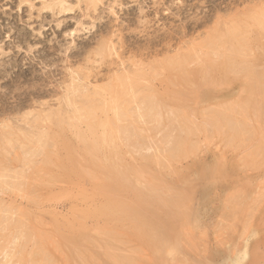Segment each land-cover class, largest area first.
<instances>
[{
    "label": "rangeland",
    "instance_id": "1",
    "mask_svg": "<svg viewBox=\"0 0 264 264\" xmlns=\"http://www.w3.org/2000/svg\"><path fill=\"white\" fill-rule=\"evenodd\" d=\"M263 29L264 0H0V264H264Z\"/></svg>",
    "mask_w": 264,
    "mask_h": 264
},
{
    "label": "bare ground",
    "instance_id": "2",
    "mask_svg": "<svg viewBox=\"0 0 264 264\" xmlns=\"http://www.w3.org/2000/svg\"><path fill=\"white\" fill-rule=\"evenodd\" d=\"M58 4H59V3H58ZM32 6H33V5H32ZM53 9H54V8H53ZM65 10H68V9H65ZM72 10H73V9H72ZM70 11H71V10H70ZM52 12H53V11H52ZM66 12H67V11H66ZM52 14H53V13H52ZM54 14H55V13H54ZM66 14H67V13H66ZM261 18H262V17H261ZM257 20H259V19H257ZM260 30H261V29H260ZM263 30H264V29H263ZM219 31H220V30H219ZM232 31H233V30H232ZM233 33H234V32H233ZM234 34H235V33H234ZM217 36H218V35H217ZM225 36H226V35H225ZM219 39H220V38H219ZM227 39L230 41V39L228 38V36H227ZM225 40H226V39H225ZM226 41H227V40H226ZM226 41H224V43H226ZM231 41H232V42L230 43V45L234 42V41H233V38L231 39ZM247 41H248V40H247ZM210 43H211V42H210ZM220 43H221V45H222V42H220ZM220 43H219V46H220ZM234 43H235V42H234ZM234 43H233V45H231V46H234ZM242 43H243V40H242ZM248 43L250 44V42H248ZM248 43H246V44L248 45ZM252 43H253V42H252ZM226 45H227V44H226ZM226 45L224 44V47H225ZM247 45H246V46H247ZM239 46H240V45H239ZM248 46H249V45H248ZM244 47H245V45H244ZM228 48H229V46H228ZM228 48H227V50H228ZM232 48H233V47H232ZM235 48H236V47H235ZM235 48H233V49H234L233 51H235ZM259 48H260V47H259ZM222 49H223V48H222ZM229 49H230V51H231V48H229ZM248 49H250V48H248ZM224 51H225V50H224ZM224 51H223V52H224ZM224 53H225V52H224ZM230 53H232V52H230ZM235 54H236V53H235ZM241 54H242V53H241ZM232 55H233V54H232ZM233 56H234V55H233ZM250 56H251V55H250ZM251 57H252V56H251ZM226 58H227V57H225V59H226ZM246 58H247V57H246ZM225 59H224V60H225ZM230 59H231V58H230ZM226 60H228V59H226ZM226 60H225V61H226ZM260 60H261V59H260ZM221 62H222V61H221ZM231 62H234V61H231ZM225 63H226V62H224V63L221 65V68H223V71L226 70V69H228V65H226L227 63H226V64H225ZM252 64H253V63H252ZM229 66H230V65H229ZM243 67H244V66H243ZM212 68H213V67H212ZM229 68H231V67H229ZM242 69H243V68H242ZM212 70H213V69H212ZM208 71H209V70H208ZM202 72H203V71H202ZM213 72H214V71H213ZM244 72H245V71H244ZM183 73H184V72H183ZM183 73H181V74H183ZM204 73H205V72H204ZM206 73H207V72H206ZM232 73H233V72H232ZM186 74H187V75L189 74L188 76H190V73H187V72H186ZM192 74H193V73H192ZM192 74H191V75H192ZM249 74H250V73H249ZM195 75H196V74H195ZM198 75H199V74H198ZM252 75H253V74H252ZM188 76H187V77H188ZM193 76H194V75H193ZM193 76H190V78H191V77L193 78ZM184 77H186V76H184ZM254 77H255V76H254ZM254 77H253V78H254ZM190 78H189V79H190ZM192 78H191V79H192ZM195 78H196V79L198 78L197 75H196ZM247 78H248V77H247ZM187 79H188V78H187ZM251 79H252V78H251ZM192 80H193V79H192ZM192 80H191V81H190V80H187V81H189L190 83H192V82H193ZM252 80H253V79H252ZM256 80H257V79H256ZM261 80H262V79H261ZM196 81H198V82L201 83V80L199 81V78H198ZM203 81H204V79H203ZM248 81H250V80H248ZM254 81H255V80H254ZM132 83H133V82H132ZM247 83H249V82H247ZM121 84H122V83H121ZM193 84H194V83H193ZM255 84H256V83H255ZM255 84H252V83L248 84V86H247V88H246L247 91H248V88H249V87H250V88H253V89L256 88L255 86H257V85H255ZM131 85H132V84H131ZM190 85H191V84H190ZM196 85H198V84H196ZM134 86H135V85H134ZM185 86H186V84H185ZM194 86H195V84H194ZM202 86H203V85H202ZM207 86H208V85H207ZM129 87H130V86H129ZM192 87H193V86H192ZM195 87H196V86H195ZM200 87H201V86H200ZM132 88H133V85H132ZM203 88H204V87H203ZM208 88H209V87H208ZM208 88H207V89H208ZM243 88H244V87H243ZM259 88H260V87H258V90H259ZM123 89H124V88H123ZM123 89H122V90H123ZM133 89H134V88H133ZM135 89H136V88H135ZM193 89H194V87H193ZM193 89H192V91H193ZM198 89H199V88H198ZM198 89L196 88V93L198 92V91H197ZM204 89H205V88H204ZM200 90H202V88H201ZM200 90H199V92H200ZM254 90H257V88L254 89ZM254 90H253V93H251L252 90H250L251 92H247V93H251V94H250L251 96H250V98H248V100L251 99L252 94L255 95V96H256V94H257V95L259 94V93H257L258 90H257L256 92H254ZM188 91H189V90H188ZM203 91H204V90H203ZM259 91H260V90H259ZM116 92H117V90H116ZM245 92H246V90H245ZM147 93H148V92H147ZM149 93H150V92H149ZM254 93H255V94H254ZM260 93H262V92H260ZM78 94H79V93H78ZM127 94H128V93H127ZM152 94H153V93H152ZM244 94H245V93H244ZM119 95H120V94H119ZM153 95H154V94H153ZM153 95H151V96H153ZM196 95H197V94H196ZM196 95H195V97H196ZM259 95H260V94H259ZM116 96H117V95H116ZM157 96H158V95H157ZM193 96H194V94H193ZM193 96H192V97H193ZM246 96H247V95H246ZM246 96H245V97H246ZM248 96H249V94H248ZM262 96H263V98H264V92H263ZM122 97H123V95H122ZM122 97H121V101H122V99H124V97H123V98H122ZM154 97H155V96H154ZM260 97H261V96H260ZM88 98H89V97H88ZM117 98H118V97H117ZM252 98H253V97H252ZM244 99H246V98H244ZM244 99H243V100H244ZM257 99H258V98H257ZM116 100H117V99H116ZM260 100H262V99H260ZM75 101H77V100H75ZM146 101H147V100H146ZM255 101H256V99L253 101V104H254V103L256 104ZM263 101H264V100H263ZM122 102H123V101H122ZM125 102H126V101H125ZM147 102H148V101H147ZM159 102H160V101H159ZM250 102H252V101H250ZM250 102H248V101L246 100V103H245V104L249 103V106H248V107H245V109H239V111L241 110L240 112H242V114L244 115V117H248V116L250 115V114H248V113H249V110H250V108H251V104H250ZM115 103H117V102H115ZM155 103H156V101H155ZM236 103H237V101H236ZM236 103H235V105H236ZM261 103H262V101H261ZM118 104H119V102H118ZM120 104H121V102H120ZM228 104H229V102H228ZM231 104H232V103H231ZM231 104H230V107H231ZM239 104H240V103H239ZM263 104H264V103H262V105H263ZM157 105H158V104H157ZM157 105H156V106H157ZM235 105H234V106H235ZM149 106H150V104H149ZM238 106H239V105H238ZM242 106H243V105H242ZM252 106H253V105H252ZM256 106H257V104L255 105V107H256ZM259 106H261V104H259ZM88 107H90V106L88 105ZM163 107H164V106H163ZM183 107H185V106L183 105L182 108H183ZM228 107H229V105H228ZM230 107H229V108H230ZM169 108H170V107H169ZM229 108L226 109V113L230 112V110H231V111H233L234 114H235L236 109L233 110L234 107H232V108H230V109H229ZM240 108H241V107H240ZM258 108H259V107H258ZM147 109H148V108H147ZM165 109H166V108H165ZM228 109H229V111H227ZM256 109H257V108H256ZM156 110H158V108H157ZM159 110H161V109H159ZM167 110H168V109H167ZM175 110H176V109H175ZM184 110H185V109H184ZM242 110H244V111H242ZM252 110H253V112H254V109H252ZM258 110H259V109H257L256 111H258ZM84 111H86V110L84 109ZM88 111H89V109H88ZM237 111H238V110H237ZM256 111H255V113H256ZM186 112H187V111H186ZM240 112H238V113H239V117H240V115H242V114H240ZM263 112H264V111H263ZM158 113H159V112H158ZM181 113H182L181 116H183V117H188V116H184L183 112H181ZM192 113H193V112H192ZM214 113H215V112H214ZM214 113H213V114H214ZM231 113H232V112H231ZM238 113L235 114V115H238ZM257 113H258V112H257ZM257 113H256V114H252V115H255V116L257 117L258 115L261 114V112L258 113V114H257ZM87 114H88V113H87ZM146 114H147V113H146ZM154 114H155V113H154ZM213 114H212V117H213ZM220 114H221V113H220ZM222 114H223V112H222ZM229 114H230V113H229ZM234 114L232 113L231 115L234 116ZM159 115H160V114H158V116H159ZM185 115H186V114H185ZM154 116H155V115H154ZM179 116H180V115H179ZM209 116L211 117V115H209ZM214 116H215V115H214ZM233 116H232V117H233ZM255 116H253V119H252V117L250 116L252 122H253V120H254V122L257 120V119H254ZM219 117H220V116H219ZM234 117H235V116H234ZM256 117H255V118H256ZM261 117H262V116H261ZM148 118H149V117H148ZM156 118L158 119L159 117H156ZM180 118H182V117H180ZM216 118H218V117L216 116ZM225 118H226V117H225ZM229 118H231V117H229ZM241 118H242V117H241ZM263 118H264V115H263ZM263 118H262V119H263ZM92 119H93V117H92ZM159 119H160V118H159ZM161 119H162V118H161ZM165 119H166V118H165ZM189 119H191V118H189ZM222 119H224V118H222ZM227 119H228V118H227ZM235 119H239L238 121H240V118H238V117H235ZM235 119H234V120H235ZM242 119H245V118H242ZM166 120H167V119H166ZM186 120H187V119H186ZM178 121H179V120H178ZM211 121H212V120H211ZM220 121H221V119H220ZM222 121H223V120H222ZM228 121H229V120H228ZM246 121H249V122H250V120H248V119H247V120L245 119V121L243 120L242 122L245 124ZM185 122H186V121H185ZM185 122H183V123H185ZM216 122H218V121H216ZM249 122H247V126L251 123V122H250V123H249ZM261 122H264V120L261 121ZM181 123H182V122H181ZM188 123H189V122H188ZM207 123H208V122H207ZM219 123H220V122H219ZM223 123H224V122H223ZM226 123H227V122H226ZM237 123H238V122H237ZM239 123H240V122H239ZM177 124H178V123H177ZM244 124H243V125H244ZM255 124L257 125V124H261V123H260L259 120H258ZM175 125H176V124H175ZM179 125H180V124H179ZM191 125H192V124H191ZM221 125H222V124H221ZM169 126H170V125H169ZM184 126H185V124H184ZM184 126H183V127H184ZM192 126H193V125H192ZM254 126H255V125H254ZM258 126H259V127H258ZM263 126H264V125H263ZM195 127H196V126H195ZM195 127H194V128H195ZM210 127H211V126H210ZM212 127H214V125H213ZM242 127H243V126H242ZM242 127H241L240 129H242ZM245 127H246V124H245V126H244L243 128L246 129ZM248 127L250 128L251 126H248ZM248 127H247L246 131H247V130H250ZM252 127H253V126H252ZM252 127H251V128H252ZM257 127H258L257 129L260 128V130H259L260 132L258 131V132H257V135H258V133H259V136L261 137V135H263V133H264V132H263V131H264V128H263L262 126H260V125H257ZM261 127H262V128H261ZM119 128H120V127H119ZM192 128H193V127H192ZM217 128H218V127H217ZM238 128H239V127H238ZM253 128H254V129H252V130L255 132V131H256V130H255V127H253ZM212 129H214V128H212ZM228 129H230V127H229ZM244 129H243V130H244ZM180 130H181V129H180ZM192 130H194V129H192ZM204 130H205V128H204ZM222 130H223V129H222ZM252 130H251V132H252ZM262 130H263V131H262ZM184 131H185V130H184ZM189 131H190V130H189ZM223 131H224V130H223ZM226 131H227V130H226ZM106 132H107V131H106ZM212 132H213V131H212ZM247 132H248V131H247ZM251 132L249 131V134L247 133L248 137H249V135L251 134V135H252V136L250 135L251 137H254V136H255L254 138H256L257 135H254V132H253V134H252ZM261 132H263V133L260 134ZM89 133L91 134L92 131H91V132L89 131ZM128 133H129V132H128ZM191 133H192V132H191ZM216 133H218V131H217ZM226 133H227V132H226ZM236 133H237V132H236ZM90 134H89V136H90ZM238 134H240V132H239ZM241 134H242V133H241ZM241 134H240V135H241ZM243 134H246V133L243 132ZM255 134H256V133H255ZM91 135H93V134H91ZM212 135H213V134H212ZM233 135H234V133H233ZM233 135H232V136H233ZM247 135H244V136H247ZM253 135H254V136H253ZM55 136H56V135H55ZM80 136H81V135H80ZM80 136H78V137H80ZM94 136H95V135H94ZM94 136H93V137H94ZM104 136H105V135H104ZM181 136H182V135H181ZM224 136H225V135H224ZM229 136H230V135H229ZM237 136H239V135H237ZM259 136H258V138H259ZM263 136H264V135H263ZM53 137H54V136H53ZM58 137H59V136H58ZM87 137H88V136H87ZM87 137L85 136V139H86V140H88V139L91 138L92 136H91V137H88V138H87ZM93 137H92V138H93ZM97 137H98V139H99V136H97ZM225 137H226V136H225ZM230 137H231V136H230ZM251 137H250V141H251L252 139H254V138H251ZM81 138H83V135H82L79 139H81ZM188 138H189V137H188ZM245 138H246L247 140H249V138H247V137H245ZM245 138H243L242 140H243V141L245 140V143H246V139H245ZM258 138H257L256 140H258ZM262 138H263V137H262ZM262 138H261V139H262ZM52 139H53V138H52ZM190 139H191V138H190ZM217 139H219V138H217ZM226 139H227V138H226ZM239 139H241V138H239ZM261 139L259 138V141H260ZM17 140H18V138H17ZM21 140H22V139H21ZM94 140L96 141V136L94 137ZM99 140H100V139H99ZM99 140H98V142H99ZM184 140H185V139H184ZM256 140H255V141L253 140V141H251V142H253V143H257V144H256V147H257V145L260 146L259 141L256 142ZM23 141H24V140H23ZM50 141H51V140H50ZM52 141H53V140H52ZM54 141H55V140H54ZM54 141H53V142H54ZM83 141H84V140L82 139V141H80V142H83ZM190 141H192V140H190ZM57 142H58V141H57ZM180 142H181V141H180ZM248 142H249V141H248ZM260 142H261V141H260ZM46 143H47V142H46ZM58 143H59V142H58ZM84 143H86L85 147L87 148V147H88L87 145H88L89 143H91V142H89V141H84ZM93 143H94V142H93ZM93 143H92V145H93L92 148L95 147V149H98L99 146L96 148L97 145H95V144H93ZM240 143H241V142H240ZM242 143H243V142H242ZM245 143H244V144H245ZM258 143H259V144H258ZM263 143H264V140H262V145H263ZM97 144H98V143H97ZM99 144H100V143H99ZM182 144H185V143L182 142ZM231 144H232V143H231ZM53 145H54V144H53ZM82 145H84V144L82 143L81 146H82ZM89 145H90V144H89ZM94 145H95V146H94ZM193 145H194V144H193ZM49 146H50V145H49ZM67 146H69V148H70V147L72 148V145L70 146V145L68 144ZM100 146H101V145H100ZM185 146H187V145L185 144ZM185 146H184V145H181V147H183V149L185 148ZM52 147H53V146H52ZM75 147H76V146H75ZM79 148H82V149H83L84 147H79ZM90 148H91V147H90ZM92 148L90 149V151L93 153L95 149L93 150ZM47 149H48V148H47ZM72 149H74V151H77V150H78V148H77V149H76V148H72ZM82 149H81V151L78 150V151H80V152H78V151H77V152H78V153H81V152L84 150V149H83V150H82ZM254 149H255V148H254ZM254 149H253V150H254ZM256 149L258 150V149H260V148L257 147ZM9 150H10V149H9ZM53 150H54V149H53ZM55 150L57 151L56 147H55ZM92 150H93V151H92ZM180 150H181V149H180ZM185 150L188 151V148H185ZM257 150L255 151V153H257ZM45 151H46V150H45ZM86 151H89V150H86ZM86 151H85V152L83 151V153H86ZM90 151L88 152V154H90L89 156H92ZM178 151H179V150H178ZM178 151H177V152H178ZM191 151H192V149H191ZM259 151H260V150H259ZM262 151H264V148H263V147H262ZM262 151H261L260 153H262ZM71 152L73 153V155H77V154H74V152H73L72 150H71ZM171 152H172V151H171ZM49 153H50V152H49ZM57 153H58V152H57ZM68 153H69V151H68ZM72 153H69V155L71 156V158L73 157V155H71ZM178 153H179V152H178ZM183 153H184V152H183ZM50 154H51V153H50ZM50 154H49V157L51 156ZM88 154H86V155H84V156L87 157ZM251 154L254 155L253 152H252ZM257 154H258V153H257ZM47 155H48V154H47ZM170 155H171V154H170ZM173 155L175 156V154H173ZM263 155H264V154H263ZM263 155H261V157H264ZM67 156H68V155H67ZM89 156H88V157H89ZM254 156H255V155H254ZM254 156H253V157H254ZM257 156L260 157L259 155H257ZM2 157H3V156H2ZM75 157H76V156H75ZM80 157H81V156H80ZM93 157H94V156H93ZM93 157H90L91 160H92ZM255 157H256V156H255ZM50 158H51V157H50ZM55 158H56V157H55ZM68 158H69V156H68ZM71 158H70V159H71ZM76 158H78V156H77ZM76 158H74L73 161H70V159H68V160L66 159V160H67L66 165H67V163H69V162L75 164ZM82 158H83V157H81L79 160H80V161L84 160V158H83V159H82ZM90 158H89L88 162L90 161ZM94 158H95V157H94ZM94 158H93V159H94ZM178 158H179V157H178ZM182 158H183V157H182ZM182 158H181V159H182ZM186 158H187V157H186ZM189 158H190V157H189ZM43 159H44V157H43ZM43 159H42V160H43ZM56 159H57V158H56ZM87 159H88V158H87ZM95 159H97V158H95ZM95 159H94L93 161L97 162ZM259 159H260V158H259ZM259 159H258V160H259ZM263 159H264V158L260 159L262 163H264V162L262 161ZM44 160H45V159H44ZM77 160H78V159H77ZM79 160H78V161H79ZM85 160H86V158H85ZM85 160H84V161H85ZM97 160H98V159H97ZM179 160H180V159H179ZM251 160H252V161H251ZM60 161H61V159H60ZM62 161H64V160H62ZM175 161H176V160H175ZM247 161H248V160H247ZM247 161H246V162H247ZM255 161H256V159H254V161H253V158H251L249 162H250V163L253 162L252 164H254ZM56 162H57V161H56ZM82 162H83V161H82ZM86 162H87V161H86ZM261 162H260V163H261ZM48 163H49V162H48ZM54 163H55V160H54ZM61 163H64V162H61ZM79 163H80V162H79ZM102 163H103V162H102ZM154 163H155V162H154ZM175 163H176V162H175ZM55 164H56V163H55ZM58 164H59V163H58ZM86 164H88V163H86ZM90 164H91V162H90L88 165H90ZM92 164H94V162H92ZM60 165H61V164H60ZM245 165L247 166V163H246ZM250 165H251V164H250ZM261 165H262V164H261ZM48 166H49V165H48ZM56 166H57V165H56ZM63 166H64V165H63ZM63 166H61V167H63ZM75 166H76L77 169H79V171H80V167H78V166H79L78 163H77ZM91 166H92V165H91ZM96 166H97V165H96ZM50 167L53 168L54 170L57 168V167L54 168V166H53V167L50 166ZM58 167H60V166H58ZM71 167H73V164H72ZM76 167H75V168H76ZM222 167H223V166H222ZM248 167H249V166H248ZM255 167H257V166H255ZM48 168H49V167H47V169H48ZM67 168H68V170L70 169L69 167H67ZM67 168H66L65 170H67ZM89 168H90V166H89ZM92 168H94V167H92ZM209 168H210V167H209ZM219 168H220V167H219ZM223 168H224V167H223ZM42 169H44V167H43ZM45 169H46V168H45ZM49 169H50V168H49ZM58 169H59V168H58ZM102 169H103V168H101V171H103ZM212 169H213V168H212ZM56 170H57V169H56ZM56 170H55V171H56ZM72 170H73V169H72ZM83 170H85V169H83ZM209 170H210V169H209ZM89 171H90V169H89ZM95 171H96V169H95ZM220 171H221V170H219V172H220ZM47 172H49V170L46 171V173H47ZM75 172H78V171H75ZM215 172H216V173L218 172V168H217V170H216ZM52 173H53L54 175L52 174L53 176H51V177H54V176L56 177L55 172L52 171ZM63 173H64V172H63ZM70 173H71V172H70ZM70 173H69V175H70ZM89 173H90L89 176H90L92 173L95 174L94 172H89ZM204 173H205V172H204ZM39 174H40V173H39ZM48 174H51V173L49 172ZM56 174H57V173H56ZM71 174H72V173H71ZM75 174H76V173H75ZM77 174H78V173H77ZM214 174H215V173H214ZM218 174H221V172L218 173ZM41 175H43V174H41ZM44 175H45V174H44ZM78 175L81 176V175H83V174L81 173V175H80V173H79ZM78 175H76V177H77ZM99 175H100V174H99ZM101 175L103 176V174H101ZM204 175H205V174H203V176H204ZM215 175H216V174H215ZM226 175H227V174H226ZM45 176H46V175H45ZM66 176H67V175H66ZM72 176H73V175H72ZM72 176H70V177H72ZM79 176H78V177H79ZM83 176L86 178L87 175H83ZM89 176H88V177H89ZM222 176H223V175H222ZM43 177H44V176H42V178H43ZM68 177H69V176H68ZM84 177H83V178H84ZM90 177H93V176H90ZM90 177H89V179H90ZM94 177H95V176H94ZM94 177H93V178H94ZM205 177H206V176H205ZM219 177H220V176H219ZM48 178H49V177H48ZM48 178L46 177V179H48ZM79 178H80V177H79ZM202 178H203V177H202ZM28 179H29V178H28ZM40 179H41V178H40ZM44 179H45V177H44ZM46 179H45V180H46ZM49 179H50V178H49ZM51 179H52V178H51ZM51 179H50V180H51ZM68 179H70V178H68ZM86 179H87V178H86ZM89 179H88V180H89ZM55 180L58 181V179H55ZM94 180H95V179H94ZM99 180H101V179H99ZM48 181H49V180H48ZM51 181H52V180H51ZM96 181H97V180H95V182H96ZM126 181H127V180H126ZM136 181H137V180H136ZM30 182H31V181H30ZM33 182H34V181H33ZM89 182H90V181H89ZM214 182H215V180H214ZM93 183H94V182H93ZM96 183H97V182H96ZM98 183H99V181H98ZM101 183H102V180H101ZM38 184H39V182H38ZM29 186H30V185H29ZM94 186H95V184H94ZM37 187H38V186H37ZM37 187H36V188H37ZM95 187H97V186H95ZM215 187H216V186H215ZM39 188H40V187H39ZM28 189H29V188L27 187V190H28ZM34 189H35V188H34ZM102 190H103V188H102L100 191H102ZM32 191H33V190H32ZM35 191H36V189H35ZM100 191H99V193H101ZM115 191H116V190H115ZM29 192H30V191H29ZM94 192H95V191H94ZM117 192H118V191H117ZM242 192H243V190H242ZM102 193H103V192H102ZM84 194H85V193H84ZM111 194H112V193H111ZM239 194H240V192H239ZM98 195H99V194H98ZM101 195H102V194H101ZM240 195H241V194H240ZM244 195H246V194H244ZM83 196H84V195H83ZM85 196H86V194H85ZM85 196H84V198H85ZM108 196H109V195H108ZM86 197H87V196H86ZM236 197H237V196H236ZM242 197H243V196H242ZM242 197H241V199H242ZM40 198H41V197H40ZM108 198H109V197H108ZM117 198H118V197H117ZM238 198H239V197H238ZM109 199H111V198H109ZM231 199H232V197H231ZM233 199H234V198H233ZM189 200H190V199H189ZM235 200L238 202L237 199H235ZM235 200H234V201H235ZM114 201H115V200H114ZM239 201H240V200H239ZM112 202H113V201H112ZM117 202H118V201H117ZM188 202H189V201H188ZM108 203H109V202H108ZM108 203H107V204H108ZM110 203H111V202H110ZM190 203H191V202H190ZM190 203H189V204H190ZM192 203H193V202H192ZM235 203H236V202H235ZM178 204H179V203H178ZM229 204H230V202H229ZM252 204H253V203H252ZM113 205H114V204H113ZM116 205H119V204L116 203ZM172 205H173V204H172ZM187 205H188V204H187ZM255 205H256V204H255ZM178 206H179V205H178ZM163 207H164V206H163ZM232 207H233V206H232ZM247 207H248V206H247ZM251 207H252V206H251ZM100 208H102V207H100ZM188 208H189V207H188ZM245 208H246V206H245ZM260 208H261V207H260ZM113 209H114V208H113ZM180 209H183V208H180ZM234 209H235V208H234ZM88 210H90V209H88ZM109 210H110V211H109ZM188 210H189V209H188ZM231 210H232V208H231ZM249 210H252V209H249ZM103 211H104V213H106L107 215H109L110 218H111V217L114 218V220H112V219H113V218H112L110 221H116V220L119 221V219H121V218L124 219L122 216L128 217L129 219L132 217V218L130 219V220H132L131 222H133V219L137 218L135 212H134L132 209H125V211H123V209L120 207V205H119L118 207H116V209H114V211L111 210L110 208L106 209V208L103 207V208L101 209V212H103ZM186 211H187V210H186ZM232 211H233V210H232ZM247 211H248V209H247ZM242 212H243V211H242ZM83 213H84V212H83ZM83 213H82V215H83ZM88 213H89V212H88ZM88 213H86V216L88 215ZM91 213H93V212L91 211ZM247 213H248V212H247ZM84 214H85V213H84ZM100 214H101V213H100ZM102 214H103V213H102ZM168 214H169V213H168ZM182 214L184 215V213H182ZM239 214H240V213H239ZM242 215H244V214H242ZM251 215H252V214H251ZM83 217H84V216H83ZM87 217H88V216H87ZM92 217H93V216H92ZM94 217H95V216H94ZM117 217H121V218L118 219ZM133 217H135V218H133ZM186 217H188V216H186ZM186 217H185V218H186ZM98 218H100V217H98ZM98 218H97V219H98ZM128 218H127V219H128ZM181 218H182V217H181ZM236 218H237V217H236ZM101 219H102V218H101ZM105 219H106V218H105ZM107 219H108V218H107ZM149 219H150V221H148ZM151 219H152V218H148V220L145 219L146 221H144V220L141 219L142 222H140V223H139L138 221H135V220H134V221H135L136 224H137V222H138V224H139L140 227L142 226V228H141V229H142V233H141L142 236L145 237V239L148 240L149 242L153 243L152 246H153L154 252L156 251L157 253H160V254H158V256L160 255L159 257H162V256H161V252L163 253L164 251H165V252H169V251H171V250L173 249V247H174V246H172V244H174L175 242H174V243H172V242L169 243L166 239L168 238V239H170L169 241H171V238H169L168 236L165 237V235H164L163 232H162L161 227L159 228V226H157L158 224L156 225V224L154 223V221H152ZM195 219H196V218H195ZM251 219H252V218H251ZM99 220H100V219H99ZM141 220H140V221H141ZM187 220H188V219H187ZM187 220H186V221H187ZM186 221H184V222H186ZM182 222H183V221H182ZM244 222H245V220H244ZM251 223H252V222H251ZM140 224H141V225H140ZM183 224H184V223H183ZM185 224H186V223H185ZM228 225H229V224H228ZM131 226H132V225H131ZM247 226H248V225H247ZM183 227L186 228V225L183 226ZM138 228H139V227H138ZM188 228H189V227H188ZM243 229H244V228H243ZM186 230H187V229H185V231H186ZM193 230H194V229H193ZM236 230H237V229H236ZM233 231H234V230H233ZM127 233H128V232H127ZM187 233H188V232H187ZM171 237H172V236H171ZM52 238H53V237H52ZM129 238H130V237H129ZM152 240H153V242H152ZM44 241H45V240H44ZM41 244H42V243H41ZM46 244H48V243H46ZM54 244H55V243H54ZM55 246H56V245H55ZM58 247H59V246H58ZM149 247H150V246H149ZM44 249H45V247H44ZM50 249H52V248H50ZM57 249H58V248H57ZM59 249H60V248H59ZM75 249H76V248H75ZM53 250H54V249H52V251H53ZM138 250H139V248H138ZM147 250H148V249H147ZM151 250H152V249H151ZM151 250H150V251H151ZM174 250H175V249H174ZM46 251H47V250H46ZM48 251H49V250H48ZM141 251H142V250H141ZM152 251H153V250H152ZM44 252H45V251H44ZM176 252H177V251H176ZM37 253H38V252H37ZM40 253H42V252L40 251ZM173 253H174V252H173ZM177 253H178V252H177ZM42 254H43V253H42ZM81 254H82V253H81ZM166 254H167V253H166ZM166 254H165V255H166ZM169 254H170V253H169ZM178 254H179V253H178ZM45 255H46V254H45ZM45 255H44V256H45ZM48 255H49V254H48ZM48 255H47V256H48ZM50 255H51V254H50ZM50 255H49V256H50ZM163 255H164V254H163ZM165 255H164V256H165ZM82 256H85V255H82ZM87 256H88V255H87ZM164 256H163V257H164ZM176 256H177V255H176ZM50 257H52V255H51ZM93 257H94V256H93ZM113 257H114V256H113ZM115 257H117V256H115ZM171 257H172V256H171ZM46 258H47V257H46ZM52 258H53V257H52ZM79 258H80V257H79ZM79 258H78V259H79ZM90 258H91V257H90ZM169 258H170V257H169ZM169 258H168V259H169ZM42 259H43V257H42ZM73 259H74V258H73ZM91 259H92V258H91ZM125 259H127V258H125ZM164 259H166V257H164ZM164 259H162V260H164ZM44 260H45V257H44ZM47 260H49V257H48ZM51 260H52V259H51ZM118 260H119V259H118ZM35 261H36V260H35ZM79 261H80V260H79ZM83 261H84V260H83ZM92 261H93V260H92ZM123 261H125V260H123ZM37 262H38V261H37ZM40 262H41V260H40ZM44 262H45V261H44ZM46 262H47V261H46ZM80 262H81V261H80ZM100 262H101V261H100ZM129 262H130V261H129ZM138 262L140 263L141 261H138ZM165 262H166V261L164 260V263H165ZM69 263H70V262H69ZM74 263H75V262H74ZM86 263H87V262H86ZM131 263H132V261H131ZM34 264H36V263H34ZM38 264H40V263H38ZM46 264H47V263H46ZM50 264H53V263H50ZM120 264H121V263H120ZM123 264H124V262H123ZM133 264H138V263H133ZM165 264H166V263H165Z\"/></svg>",
    "mask_w": 264,
    "mask_h": 264
}]
</instances>
